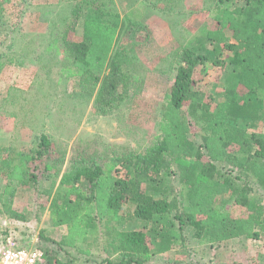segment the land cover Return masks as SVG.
Here are the masks:
<instances>
[{"label": "trees", "instance_id": "trees-1", "mask_svg": "<svg viewBox=\"0 0 264 264\" xmlns=\"http://www.w3.org/2000/svg\"><path fill=\"white\" fill-rule=\"evenodd\" d=\"M134 1L122 15L111 0H81L69 23L74 30L84 13L80 40H68L67 31L61 35V77L89 84L95 90L94 112L102 116L120 109L138 81L133 70L139 65L136 50L148 45L151 36L142 22L145 11L168 12L172 4L162 0L165 9H159L161 0ZM216 2L209 8L212 23L170 55L175 78L150 146L116 158L109 170L79 161L61 176L49 215L54 226L68 228L65 247L103 241L107 253L118 257L107 264H144L149 256L169 252L183 227L210 244L264 237V203L246 196L238 183L240 176L248 177L264 190V135L240 125H252L263 116L264 0ZM57 45L52 37L45 53L59 54ZM225 64L235 67V74L224 88L225 99L213 103L198 90L194 71ZM49 148L48 138L41 136L33 153H17L4 161L8 178L22 185L29 178L37 183V165ZM218 164L238 174L228 178L217 171ZM47 168L44 163L38 170ZM171 173L188 188L187 196L176 193ZM221 188L228 190L234 211L220 207Z\"/></svg>", "mask_w": 264, "mask_h": 264}, {"label": "rangeland", "instance_id": "rangeland-1", "mask_svg": "<svg viewBox=\"0 0 264 264\" xmlns=\"http://www.w3.org/2000/svg\"><path fill=\"white\" fill-rule=\"evenodd\" d=\"M80 1L0 0V246L9 235L23 247L41 249L48 264H107V260L118 258L107 253L103 241L65 247L68 228L54 226L49 215L52 194L74 162L96 163L109 170L116 158L150 146L164 96L175 78L170 55L212 23L209 8L217 3L170 0L168 12L146 10L142 22L151 36L148 45L136 50L139 65L133 70L138 81L120 109L102 116L92 107L95 90L82 78H62L59 71L65 62L61 35L67 31L70 41L81 37L84 13L74 30L69 26L71 11ZM111 1L123 15L132 0ZM165 4L161 0L156 5L165 9ZM52 37L58 39L59 54L45 53ZM234 68L225 64L195 69L193 77L206 100L209 97L219 103L225 99L224 88L231 83ZM262 115L254 124L241 123V127L264 135V109ZM194 134L191 137L199 142ZM41 136L48 138L50 148L37 165V183L33 185L30 178L23 185L11 181L4 161L17 153H33ZM42 163L49 168L41 173L38 169ZM217 171L228 178L238 174L222 164L217 165ZM169 180L176 193L187 196L188 188L180 185L175 175L171 173ZM238 183L246 196L264 203V190L253 180L240 176ZM219 199L220 207L228 211L237 208L226 188L220 189ZM180 233L169 252L149 256L144 264H264V237L210 244L199 239L190 227H183Z\"/></svg>", "mask_w": 264, "mask_h": 264}, {"label": "built area", "instance_id": "built-area-1", "mask_svg": "<svg viewBox=\"0 0 264 264\" xmlns=\"http://www.w3.org/2000/svg\"><path fill=\"white\" fill-rule=\"evenodd\" d=\"M44 252L37 247H23L13 237L0 246V264H46Z\"/></svg>", "mask_w": 264, "mask_h": 264}, {"label": "crops", "instance_id": "crops-1", "mask_svg": "<svg viewBox=\"0 0 264 264\" xmlns=\"http://www.w3.org/2000/svg\"><path fill=\"white\" fill-rule=\"evenodd\" d=\"M136 1H137V0H136ZM134 2H135V1H134V0H132V3H134ZM132 3H131V4H132ZM135 5H136V4H135ZM113 6H114V2H113ZM128 9H130V8H128ZM119 13H120V12H119ZM233 240H234V239H233ZM230 241H231V240H230Z\"/></svg>", "mask_w": 264, "mask_h": 264}]
</instances>
